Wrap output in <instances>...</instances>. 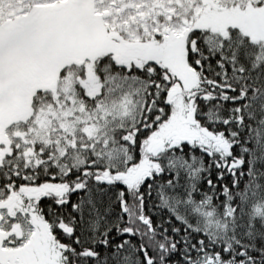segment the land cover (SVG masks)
I'll use <instances>...</instances> for the list:
<instances>
[{
    "label": "snow or ice",
    "instance_id": "1",
    "mask_svg": "<svg viewBox=\"0 0 264 264\" xmlns=\"http://www.w3.org/2000/svg\"><path fill=\"white\" fill-rule=\"evenodd\" d=\"M0 264H264V0H0Z\"/></svg>",
    "mask_w": 264,
    "mask_h": 264
}]
</instances>
